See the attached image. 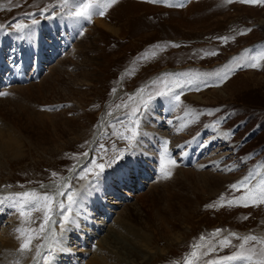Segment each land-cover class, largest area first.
I'll return each mask as SVG.
<instances>
[{
    "label": "rangeland",
    "instance_id": "374dc122",
    "mask_svg": "<svg viewBox=\"0 0 264 264\" xmlns=\"http://www.w3.org/2000/svg\"><path fill=\"white\" fill-rule=\"evenodd\" d=\"M82 3L96 6L102 13L99 18L113 31L96 25L93 19L81 18L84 23L78 25L75 19L79 17L70 13ZM53 5L51 14L40 15L42 9ZM66 15L72 22H56L58 38L47 41L63 38L60 53L43 64L37 80L17 82L38 85L85 35L83 38L91 40L88 48L68 61L65 69L51 73L49 81H55L46 95L42 98L34 87L14 96L10 91L19 85L7 88L0 82V91L7 94L0 95V137L4 135L0 138V192L8 193L0 195V204L9 203L6 208L0 206V256L2 253L4 259L0 264H34L29 262L31 252L20 250L29 237L30 245L36 243L33 248L45 244L54 249L47 264H121V254H139L149 239L158 252L148 264H186L188 260L192 264H227L223 258L237 251L246 256L249 248H264V203L247 207L239 203L242 196L252 200L264 191V4L240 0H117L114 4L109 0H68L63 5L61 0H0V44L8 39L9 31H18L17 25L25 27L33 19L51 22ZM14 35L11 40L20 37L17 47L9 44L4 49L23 53L28 42L20 32ZM251 63L258 66H243ZM225 74L226 79L220 80ZM173 94L179 95L178 101L172 99ZM170 100L171 109L166 105ZM176 104L184 107L178 109ZM134 108L138 109V122L129 128ZM102 118L107 125L91 151ZM181 123L186 128L177 133ZM121 134L131 139L122 140ZM164 141L171 147L165 154L166 165L160 161ZM85 157L105 165L101 171L90 164L89 171L75 174L65 191L77 194L74 204L80 202L85 215L69 209L65 215L70 222L52 227L54 238L49 234L51 228L40 233L43 207L22 217L13 198L24 199L19 194L25 192L39 195L49 191ZM202 162L208 165L196 168ZM134 163L138 166H131L129 174L134 173L137 184L128 177L116 178L121 188L109 190L105 197L110 200L104 198L112 205L99 200L108 186L113 188L110 176L118 172L114 170H127ZM220 166L224 168L212 173L231 181L204 191L199 176ZM166 171L172 173L170 178H163ZM176 174H180L178 181ZM246 178L248 183L241 190L230 187ZM87 215L92 221L88 226L84 224ZM164 218H169L170 235L180 237L179 242H170L158 230ZM53 220H60L59 212ZM217 229L223 231L210 235ZM152 230L158 233L154 235ZM202 236L205 239L201 240ZM246 236L258 240L244 243L240 238ZM224 239L230 243L221 248L219 241ZM103 240L114 247L105 249ZM12 244H18L19 250H7ZM193 251L196 256L191 255Z\"/></svg>",
    "mask_w": 264,
    "mask_h": 264
},
{
    "label": "bare ground",
    "instance_id": "6f19581e",
    "mask_svg": "<svg viewBox=\"0 0 264 264\" xmlns=\"http://www.w3.org/2000/svg\"><path fill=\"white\" fill-rule=\"evenodd\" d=\"M81 0H78V2H80ZM77 2V1H76ZM75 4V3H74ZM72 6H73V4H72ZM90 11L93 13V15H92V19L94 20V22L96 23V25H98V26H101L102 28H107V30L109 29V27L110 26H108V25H106L105 23H104V21L102 20V19H100L99 18V12H98V9H97V7L95 6V7H93L92 9H90ZM96 16H98V17H96ZM103 17H105V15H103ZM102 18V17H101ZM56 20V21H55ZM89 21V20H88ZM56 22H59V23H62L63 25L64 24H66V23H68V22H72L71 20H69L68 18H67V15L66 16H60V17H56V18H53V19H51V22L50 21H48V22H43V21H40V22H37L35 25L33 24V23H28L24 28H23V32H21V31H9L8 32V35H7V37L6 38H8L9 39V41H8V39L5 41V42H3L2 44H0V82H2L3 83V85H4V87H10V86H12V85H19L18 87H13L12 89H11V91H10V94L11 93H14L15 95L14 96H17L19 93L18 92H20V91H23V90H27L28 92H31V89H33L34 87L36 88V90H37V93L38 94H40L41 96H42V98L44 97V95H46L45 93H46V91H47V88H49V86H50V88L52 87V83L55 81V78L54 79H52V81L50 82L49 80L51 79V76H52V72H53V74H57V68H58V70H59V68H62V69H65L68 65H69V63H68V61H70V60H72V59H75V57H78V56H80V55H82L83 54V52H85L86 51V49L88 48V45H89V43L91 42V40L89 39V40H87L86 38H83L82 36L80 37V39L78 40V42H76V44L75 45H73L74 47H73V50H71L67 55H64V57H62L61 58V60H60V62H59V64H58V66L56 67V68H54V70L53 71H51L50 72V74L48 75V77H46L44 80H42L38 85H36V83H33V84H30V82H33V81H35V80H37L38 78H39V75H40V73H41V70H42V67H43V64H46V62H48L50 59H52V57H54V56H56L58 53H60V51H61V46H60V44L61 43H63V41H64V39L62 38V39H58L56 42H52V41H50V42H47L49 39H51L52 37H55V38H58V34H57V31H55L56 29L54 28V25H55V23ZM75 22L79 25V24H83L84 23V21L81 19V18H79V19H75ZM114 29V28H113ZM110 31H113L111 28L109 29ZM88 31V29L86 30V32ZM93 31V29L91 30V32ZM19 32L21 33V35H22V38L24 39V37H25V39H26V41L28 42V49L26 50V51H24L23 53H19V52H10V50H8V51H6L4 48H6V46H8L9 44H10V46H15V47H17V40H18V38H20L19 36L17 37V39H13V40H11L12 38H14V37H16L14 34H19ZM85 32V33H86ZM90 32V33H91ZM111 33V32H110ZM3 35H2V32L0 31V37H2ZM22 39V40H23ZM54 40V39H53ZM46 43H48V45L46 46L45 44ZM14 51V50H13ZM33 51H35L34 53H33ZM15 54H17L16 56H14ZM15 61H16V63H17V65H16V63H15ZM74 62V61H73ZM72 64V63H71ZM60 71V70H59ZM7 74H9V75H7ZM5 75V76H4ZM54 75V76H55ZM60 75H62V74H60ZM64 75V74H63ZM7 76V77H6ZM10 76V77H9ZM50 76V77H49ZM2 78V79H1ZM25 78H29L30 80V82L28 81V83H23V85H20L19 83H17V82H19V81H21V82H24V80H25ZM56 79H57V76H56ZM62 79V78H61ZM51 83V84H50ZM28 84H30V85H28ZM64 84V83H63ZM66 84V83H65ZM26 85H28V86H26ZM32 86V88H30ZM64 86V85H63ZM66 86V85H65ZM75 86V85H74ZM65 88H67V86L65 87ZM71 88V87H70ZM74 88V87H73ZM68 89V88H67ZM72 89V88H71ZM49 91V90H48ZM47 91V92H48ZM73 91V90H72ZM76 92V91H75ZM78 92V91H77ZM25 93V92H24ZM69 93V92H68ZM71 93H73V92H71ZM78 93H76V95H77ZM22 95V94H21ZM69 95H72L73 96V94H69ZM32 97V96H31ZM41 98V99H42ZM34 99V98H33ZM198 100V99H197ZM167 104L166 105H168V107L171 109V100L170 101H167L166 102ZM21 104V103H20ZM35 105V104H34ZM24 106V105H23ZM22 106V107H23ZM176 106L178 107V109H180V108H182V107H184V106H182V104L180 105H178V104H176ZM37 107V106H36ZM24 109V108H23ZM35 109V108H34ZM181 110H184V109H181ZM186 110V109H185ZM63 114V113H62ZM34 115V114H33ZM71 122V120L69 121V123ZM71 123H73V121L71 122ZM102 129H101V127H100V129L98 130V132L96 133V135H95V138H94V140H93V143H91L92 145H91V151H93L94 150V147H95V145H96V141H98V139H99V137H100V134L103 132V129L105 128V126L107 125V121H106V119L105 118H102ZM75 125H76V123H75ZM62 128V127H61ZM185 128H186V124L185 123H181V125H180V130H178V132L177 133H180L181 131L183 132L184 130H185ZM177 131V130H176ZM13 133V132H12ZM104 133V132H103ZM3 135V134H2ZM15 135H17L16 133H15ZM4 136V135H3ZM3 136L2 137H0V138H3ZM6 137V136H5ZM14 137V136H13ZM15 137H17V136H15ZM14 137V138H15ZM185 138V136H180L179 137V139H182V140H185L184 139ZM11 141V140H10ZM1 143H3V142H1ZM3 144H5V143H3ZM199 144V143H198ZM1 146H2V144H1ZM3 146H5V145H3ZM196 146V145H195ZM207 147H210V145H209V143H208V145H207ZM170 148L171 147H168L167 146V151L165 152V150L163 151V154H162V156H161V162L163 163V161L165 162V165H166V153L167 152H169L170 151ZM194 149V148H193ZM15 153V152H14ZM200 154V153H199ZM167 155H169L170 157H171V153H168ZM166 159V160H165ZM90 160V158H88L87 159V157H85V158H83V160H81L80 162H79V164H78V167L77 168H75L74 170H72L70 173H68V175H66V177L62 180V182H60V183H58L59 185H60V187H61V189L62 190H64V191H66L67 190V187H69L70 186V183H71V181H72V179L74 178V176H75V174L77 173V172H79V169H80V166L82 165V164H84V163H86L87 161H89ZM163 160V161H162ZM212 163V162H211ZM216 163H217V161H213V163H212V165H216ZM135 165H137L138 166V164L137 163H134V164H131V165H129L128 167H127V170H125V168H122V169H120V170H114V172H117V174H115V175H111L110 177L112 178V179H114V182L113 183H111V184H113L114 186H113V188H111V187H109L108 186V188L105 190V192L103 193V197L102 198H100L99 200H102V201H105V202H107L108 204H111V203H109L108 202V200H105L104 198H106L105 196L106 195H108V192H109V190H116V192L118 191V189L119 188H121V186L120 187H117L118 185H119V183L116 181V178H120L121 176H123V177H128L129 179H130V181H131V183H133L132 182V180H133V178H132V176H134L132 173V175L130 176V172H129V170L131 169V166H135ZM206 165H208V163H199L197 166H196V168H201V167H204V166H206ZM123 166V164L122 165H120L119 167L117 166V168H121ZM140 166H142V167H140L142 170L143 169H145V167L143 166V165H140ZM162 166V165H161ZM149 167H151V165H149ZM212 168V171H211V173H209V174H202L201 173V175L199 176L200 177V179H203L202 180V182H203V190L204 191H209L210 189H212L211 187H221L224 183H229L231 180H230V178L229 177H226V176H222V175H220V174H214V173H212V172H219L220 170H222L224 167L222 166H220V167H211ZM109 172H106V173H104L103 175H104V179L103 180H105L106 178H105V175H107ZM188 173V172H187ZM187 173H183L185 176H186V174ZM208 173V172H207ZM178 174V173H177ZM176 174V176H175V181H176V179H177V181L178 180H180L179 179V176H180V174L179 175H177ZM184 175H182V176H184ZM187 176H188V174H187ZM186 176V177H187ZM185 177V178H186ZM184 178V179H185ZM187 178H189V177H187ZM192 178V177H191ZM142 179V178H141ZM103 180L101 181V184H104L103 183ZM121 180V179H120ZM190 180V179H189ZM134 181V184L136 185L137 184V179L136 180H133ZM124 182V181H123ZM117 183H118V185H117ZM187 184V183H186ZM97 186L99 187V183L97 184ZM126 186V185H125ZM125 186H123V187H125ZM127 186H132V184L131 185H129V184H127ZM118 195H119V192H118ZM108 197H111L112 198V196H108ZM187 197V196H186ZM189 197V196H188ZM58 198H60V197H58ZM106 199H109V198H106ZM189 199V198H188ZM110 200V199H109ZM9 201V200H8ZM184 201V200H183ZM191 201V200H190ZM10 202V201H9ZM185 202V201H184ZM76 203V202H75ZM78 203H80V202H78ZM73 204L72 206H71V208H70V210L72 209V210H80L84 215H85V212H84V208H80V206L81 205H79V204ZM9 205V203L8 202H4L3 204H0V206H5V208L7 207ZM101 205H103V204H101ZM100 205V206H101ZM112 205V204H111ZM180 205V204H179ZM99 207V206H98ZM102 207V206H101ZM75 208H78V209H75ZM103 209H105L104 207H102ZM182 209V208H181ZM187 209V208H186ZM0 210H2L1 208H0ZM4 211V210H3ZM105 211V210H104ZM99 213H100V211H98ZM185 213V212H184ZM97 214V213H96ZM87 223L89 224V223H92V221H91V216L90 215H87L86 216V219L84 220V224L85 225H87ZM176 224V223H175ZM161 225V224H160ZM171 224H170V220H169V218H164L163 220H162V226L160 227V228H158V230H161V233H162V235L168 240H170V242H179V238L177 237V238H174L173 237V234L172 235H170V230H169V226H170ZM88 226V225H87ZM173 227V226H172ZM162 228V229H161ZM177 228V227H176ZM151 229V228H150ZM154 229V228H153ZM53 230V228H51L50 229V232H53L52 231ZM158 230H152L153 231V233H154V235L155 234H157L158 232ZM156 231V232H155ZM163 231V232H162ZM176 231V230H175ZM108 236H112V234H109ZM176 236V235H175ZM180 236V235H179ZM114 237V236H113ZM182 237V236H181ZM131 238V237H130ZM112 239V238H111ZM140 240V239H139ZM145 240H147V239H145ZM149 242H151V240L149 239L148 240ZM36 242V241H35ZM105 242V249H107L106 247H114L112 244V242H109L108 243V241H105V240H103V243ZM147 243V244H144V245H142L141 247H140V251H139V254H135V253H126V254H124V256H123V254H121L122 255V257H123V259H121V261H120V263L121 264H148L149 262H150V260L152 259V258H154V256L156 255V253L158 252V250L157 249H155V248H153V247H151V245H149L150 243ZM19 244V243H18ZM18 244H12V245H7L8 247H6L7 248V250H10V251H12V249H14V251L16 250H19L18 249ZM36 245V243L35 244H31V245H29V248H30V250L29 249H25L24 250V253L25 252H31V254H32V257L30 258V263H34V264H37V261L36 260H34V257L36 256V251H37V249L36 248H33V246H35ZM140 246V245H139ZM5 248V249H6ZM33 249H35L34 250V253H32L33 252ZM46 249H47V247L46 248H42L41 249V251L42 252H44V251H46ZM138 250H139V248H138ZM6 252H8V251H6ZM5 252V253H6ZM164 251H160V253H163ZM9 253V252H8ZM25 254H27V253H25ZM10 255V254H9ZM140 255V257H138ZM1 256H2V253H1ZM0 256V262L2 261V260H4L2 257ZM4 257H6V256H4ZM133 258H135V259H133ZM3 262V261H2ZM1 262V263H2Z\"/></svg>",
    "mask_w": 264,
    "mask_h": 264
},
{
    "label": "snow or ice",
    "instance_id": "6c2138e0",
    "mask_svg": "<svg viewBox=\"0 0 264 264\" xmlns=\"http://www.w3.org/2000/svg\"><path fill=\"white\" fill-rule=\"evenodd\" d=\"M117 0H109V3H116ZM151 2L154 3H163L164 0H151ZM240 2L242 3H246V4H252L255 5L257 3L259 4H264V0H240ZM61 3L63 5H66L68 3V0H61ZM55 5H53L51 8L48 9H42L40 15H49L51 14V11L55 10ZM79 7V10H73L70 14L75 16V17H79V18H84L87 20H91L92 19V15L93 13L91 11H89V9L93 8L94 6L90 3H82ZM102 15V13H100ZM34 15V14H33ZM32 23L35 25L37 23L36 19H33ZM23 25H17V29L18 31L23 32ZM221 39H227V38H221ZM255 59V58H253ZM243 66H250V67H257L258 65L255 63H251L249 65H243ZM211 75V74H208ZM217 75H219V73H217ZM226 79V74L223 77H220V80ZM220 81H217V85L219 84ZM207 83V81L205 82ZM0 95H7L6 93H3L2 91H0ZM161 95H163V93H161ZM172 99L178 101L179 100V95L178 94H173ZM144 107H147V104L145 103L143 105ZM129 119L131 120V123L128 125L129 128H131L133 125H136L138 122V109L134 108L132 110V113L129 116ZM116 133L114 132L113 135H115ZM137 133L135 131H133L132 135L135 136ZM120 139L122 140H130L131 138L128 136H124L123 134H121L119 136ZM167 144L168 141H164V146H165V152L167 151ZM101 149L104 151H107V149L104 148L103 145H101ZM118 151V150H117ZM85 156H87V153H84ZM111 163V161H109V164ZM173 164H175V161H172ZM90 164H95L94 160H89L86 163L82 164L80 166L79 172L76 173V175H80V173L82 172H86L89 171V165ZM96 167H98L101 171H103L105 165L104 164H95ZM56 173H52V176H56ZM172 175V173L170 171H166L163 173V178H170ZM83 178V177H81ZM248 183V179L246 178L245 180L240 181L238 184H233L230 187L234 190H241L245 185H247ZM262 184H264V182H262ZM41 187L44 188L45 185L41 184ZM22 198L24 199H20L17 200L15 198H13V205H17L19 204L20 206V215L23 217L25 216L27 213H30L32 211L38 210L41 206L44 209L43 212V216L41 218V223L39 226L38 231L40 233H44L47 229H50L52 227H62L65 223L70 222V217H68L67 215H65V213L71 208V206L76 202L75 200V196L77 195L76 193H72V192H65L64 190L61 189L59 184H56L55 186H52L49 188V191L42 193V194H35V193H29V192H25L22 194H19ZM30 195L34 196L35 199L33 200H28L26 199L27 197H29ZM57 197H63V199H57ZM221 199V203L223 202V196L220 198ZM65 200L68 202L67 205H65ZM3 201H0V203H2ZM257 202L260 203H264V191H261L259 193H257L255 199L249 200L248 198L245 197H240L239 198V203L242 206H254ZM232 201H229V204H231ZM54 206V207H53ZM209 207H211V205H209ZM56 212L60 213V220L59 221H54L53 220V216L56 215ZM65 231H67V229H64ZM17 231H20L19 229ZM32 231H37V230H32ZM222 229H217L215 233L210 234L212 236H216L219 235L220 232H222ZM53 238L55 237V233L54 232H50L49 233ZM235 235V234H233ZM39 238V237H37ZM48 239L47 236L44 237V240L46 241ZM201 240L205 239V237H201ZM244 241V243H247L249 241H257L258 238L255 236H246V237H242L240 238ZM58 243V241H56ZM31 243V237H29L28 242L22 243L21 244V251L25 250V249H29V245ZM230 240L229 239H224L219 241V247H224L225 245L229 244ZM264 243V242H262ZM49 248V250L42 252L41 249L42 248ZM194 248L199 247L198 244H194L193 245ZM241 248L244 247V244L240 245ZM54 249H51L50 246L45 245V244H41V245H37V251H36V256L34 257V260L37 261V264H47L48 262V258L50 256L53 255ZM247 252L249 253L246 256H242L240 251L235 252L233 255L230 256H226L223 258L224 262H227V264H232V262L237 261L239 259H242L244 261V264H264V248H261L259 250H257L256 248H249L247 249ZM192 256H196L197 253L195 251H193L191 253ZM256 257V259L254 260L253 258ZM186 264H192L191 260L186 261ZM208 264H214V262H208Z\"/></svg>",
    "mask_w": 264,
    "mask_h": 264
}]
</instances>
